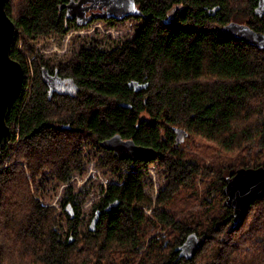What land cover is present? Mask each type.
<instances>
[{"label":"trees","instance_id":"obj_1","mask_svg":"<svg viewBox=\"0 0 264 264\" xmlns=\"http://www.w3.org/2000/svg\"><path fill=\"white\" fill-rule=\"evenodd\" d=\"M69 1L5 0L14 24L9 54L24 76L6 119L11 143L0 154V264H264V197L233 226L222 192L237 168L264 166V47L222 31L235 21L264 34L260 0H133L129 13L84 20L61 7ZM131 16L141 22L131 39L108 50L82 47L51 67L74 92L49 88L33 40L96 17ZM130 81L146 86L134 90ZM116 133L156 155L116 156L100 145ZM89 148L119 182L102 190L85 230L79 191L65 185L61 231L26 174L34 185L45 176L67 183ZM150 161L166 175L154 201L143 190ZM198 201L195 210L182 206ZM188 243L196 244L193 253L176 258L173 249Z\"/></svg>","mask_w":264,"mask_h":264},{"label":"rangeland","instance_id":"obj_2","mask_svg":"<svg viewBox=\"0 0 264 264\" xmlns=\"http://www.w3.org/2000/svg\"><path fill=\"white\" fill-rule=\"evenodd\" d=\"M140 23L139 19L133 16L119 21L96 17L85 25L71 27L63 35L55 33L41 35L33 40L31 44L35 49V53L41 56L42 61L47 67H53L58 62H63L74 56L82 47L97 46L103 50L114 48L122 42L131 39L135 31L139 28ZM31 58H28V62L31 61ZM29 66L30 64L28 65V70ZM31 76L32 72L29 70L25 76L26 84L29 82ZM62 90L66 92L75 91L69 88V86H66L64 89L62 88ZM176 137L180 141L183 140L180 132H177ZM98 154L99 152L96 148L86 150L82 169L74 172L70 180L64 184L53 180L49 176H45L43 179H38V183L36 179L34 185L29 174H26L30 183L32 196L39 199L44 205L51 206L55 209V219L61 231H64L65 228V211L62 206V193L65 185H70L74 192L79 191L77 202L79 204V217L81 219L80 228L85 230L92 216L93 205L98 201L102 190L109 183L119 182L118 173H111L109 170L97 164L96 157ZM7 160L8 156L5 158L4 165L7 163ZM165 183L166 175L163 169L157 161H150L145 167L144 192L154 201L159 189ZM199 203L201 202L198 201V203L189 208L186 203H183L182 206L187 212L189 209H197ZM160 229L165 231L167 228Z\"/></svg>","mask_w":264,"mask_h":264},{"label":"water","instance_id":"obj_3","mask_svg":"<svg viewBox=\"0 0 264 264\" xmlns=\"http://www.w3.org/2000/svg\"><path fill=\"white\" fill-rule=\"evenodd\" d=\"M86 1L90 3L83 6V3ZM130 5H133V0H70L68 3L61 5V7L65 6L70 15H73L72 12L79 8L106 7L103 12H99L95 16L118 17L122 10L129 13L130 11L127 9ZM255 12L258 15L262 14L263 9L261 5H257ZM222 31L225 35L234 39L257 47H264V34L243 23L230 21L223 26ZM13 32L14 24L5 12V0H0V154L2 147L10 139V130L6 124V119L14 101L20 93L24 76L21 64L12 59L9 54ZM41 73L45 80L56 81L59 79L56 71L50 74L47 67L42 68ZM128 86L134 90H138L144 88L146 83L130 81ZM120 104L130 107L128 103ZM176 132L179 131L176 129ZM100 145L111 150L120 158L148 161L156 155L154 148L138 145L132 139L122 138L118 133L100 141ZM222 192L224 194L223 205L232 210L233 226H237L250 203L258 197H264V166L237 168L232 176L226 178ZM114 203L116 201L111 203V205ZM97 218L98 210L95 211L90 221L89 226L91 230L94 229ZM185 245L181 247V252H186V254L193 253L194 250L189 251L188 249L190 246H194L195 249L196 244L188 243Z\"/></svg>","mask_w":264,"mask_h":264},{"label":"flooded vegetation","instance_id":"obj_4","mask_svg":"<svg viewBox=\"0 0 264 264\" xmlns=\"http://www.w3.org/2000/svg\"><path fill=\"white\" fill-rule=\"evenodd\" d=\"M89 3L90 2L87 1L86 3H83V6H86ZM258 5H261V7L264 11V0H260ZM105 9H106V7H103V8H99V7H96V8H79L78 10L73 11L72 14L75 16H78V18H81L84 20V19H86V17L97 14L99 12H103ZM54 69H55V71H57L56 68H54ZM48 70H49V73L52 74V72H50L51 67H48ZM46 81H47L48 86L51 90L54 89L57 91L66 92V91L62 90V88L64 89V88H66V86H69V88H72L74 90L76 89L75 85L70 81V79L68 77H59V79L56 81H52L50 79H47ZM66 93H72V92H66ZM173 250L176 252V258H179V256H180L179 253H181V251H180L181 248L179 246H176ZM188 250L189 251L194 250V246L193 247L190 246V248Z\"/></svg>","mask_w":264,"mask_h":264},{"label":"built area","instance_id":"obj_5","mask_svg":"<svg viewBox=\"0 0 264 264\" xmlns=\"http://www.w3.org/2000/svg\"><path fill=\"white\" fill-rule=\"evenodd\" d=\"M30 71H31V69H30ZM31 72H32V71H31ZM9 142H10V140H9L7 143H9ZM7 143H6V144H7ZM6 144H5V145H6Z\"/></svg>","mask_w":264,"mask_h":264}]
</instances>
